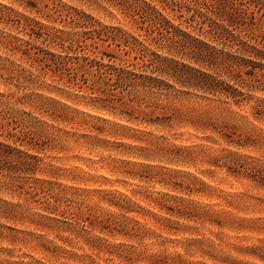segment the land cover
Returning <instances> with one entry per match:
<instances>
[{"label": "rangeland", "instance_id": "rangeland-1", "mask_svg": "<svg viewBox=\"0 0 264 264\" xmlns=\"http://www.w3.org/2000/svg\"><path fill=\"white\" fill-rule=\"evenodd\" d=\"M143 1L222 49L185 22L192 0H0V264H264V88L219 73L235 104L172 80L175 98L106 85L162 78Z\"/></svg>", "mask_w": 264, "mask_h": 264}, {"label": "trees", "instance_id": "trees-1", "mask_svg": "<svg viewBox=\"0 0 264 264\" xmlns=\"http://www.w3.org/2000/svg\"><path fill=\"white\" fill-rule=\"evenodd\" d=\"M191 2L192 6L184 7L186 13L192 12L185 22L191 23L195 18L202 19L201 24H208V34L212 38L221 39L222 46L234 49L233 53L224 51L223 47L219 50L198 42L179 26H174L155 7L143 1L146 6L145 18L158 35L155 40L157 48L160 51L164 50L167 55L161 56L151 51L146 57L145 66L153 67L162 78L118 72L114 80L108 79V81L113 80L114 83L109 85L108 82L106 85L121 89L139 87L147 96L153 98L155 95L162 97L173 95L175 98L180 91L170 94L173 87L166 80H172L175 84L187 85L204 94L229 99L235 104L243 99H241L243 92L219 81L217 79L220 77L219 73L234 81L235 85L242 89L264 88V38L257 43L255 39V44H251L246 40L247 37L241 36V34L246 35L247 28L255 26V14H260V18H264V0H192ZM194 41L197 44H194ZM177 57L193 59L197 65L206 66L213 72L207 74L193 70L175 61L174 58ZM163 76L166 79H163ZM99 92L106 97H113L108 92L105 93L104 89ZM25 158L38 161L35 157L26 155L18 157L13 162L23 166ZM10 162L12 161L6 158L5 153L0 152V167H4L5 164L10 165Z\"/></svg>", "mask_w": 264, "mask_h": 264}]
</instances>
